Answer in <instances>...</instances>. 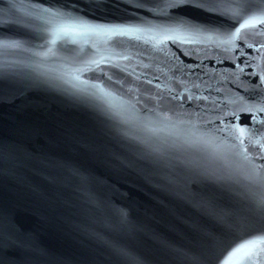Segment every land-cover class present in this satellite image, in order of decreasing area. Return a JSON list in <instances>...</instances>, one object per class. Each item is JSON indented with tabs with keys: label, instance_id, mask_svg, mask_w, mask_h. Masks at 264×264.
<instances>
[{
	"label": "water",
	"instance_id": "95a60500",
	"mask_svg": "<svg viewBox=\"0 0 264 264\" xmlns=\"http://www.w3.org/2000/svg\"><path fill=\"white\" fill-rule=\"evenodd\" d=\"M254 15L0 0V264H264Z\"/></svg>",
	"mask_w": 264,
	"mask_h": 264
},
{
	"label": "snow or ice",
	"instance_id": "6c2138e0",
	"mask_svg": "<svg viewBox=\"0 0 264 264\" xmlns=\"http://www.w3.org/2000/svg\"><path fill=\"white\" fill-rule=\"evenodd\" d=\"M181 2H183V0H181ZM257 24H264V16H250L249 18L245 19L244 22L240 25V28L236 29V33H232L231 34V38L235 39L236 38V34L240 32V30L244 27L247 26H252L255 27ZM264 110V109H262ZM255 118V117H253ZM244 129H240V133L241 135L244 134ZM259 147H264V144H259Z\"/></svg>",
	"mask_w": 264,
	"mask_h": 264
}]
</instances>
